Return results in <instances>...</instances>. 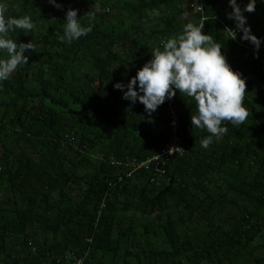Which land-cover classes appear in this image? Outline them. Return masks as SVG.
<instances>
[{
  "label": "trees",
  "instance_id": "obj_1",
  "mask_svg": "<svg viewBox=\"0 0 264 264\" xmlns=\"http://www.w3.org/2000/svg\"><path fill=\"white\" fill-rule=\"evenodd\" d=\"M7 3L9 16L29 15L37 28L10 33L35 51L0 82V264H61L86 250L89 264H264V0L244 13L258 53L228 0ZM97 5L90 33L61 39L69 9L88 26ZM187 22L204 23L245 78L250 115L238 127L224 121L228 132L205 149L209 133L191 124L195 101L177 90L189 152L164 177L140 171L116 183L111 159L154 155L170 120L167 99L149 116L113 85L127 84Z\"/></svg>",
  "mask_w": 264,
  "mask_h": 264
},
{
  "label": "clouds",
  "instance_id": "obj_2",
  "mask_svg": "<svg viewBox=\"0 0 264 264\" xmlns=\"http://www.w3.org/2000/svg\"><path fill=\"white\" fill-rule=\"evenodd\" d=\"M49 2L57 8L62 7L57 0ZM228 3L233 9L229 18L234 19L236 28L242 31L241 39L250 41L258 53L262 40L252 34L244 15L255 11L256 0H249L244 8L237 0H228ZM8 11L7 0H0V53H6L5 58H0V82L8 80L18 67L28 64L27 50L35 51L32 41L17 43L10 38V33L22 30L27 35L37 28V24L29 15L14 17L9 16ZM98 11L99 5L94 11L87 12L89 25L84 26L78 10L69 9L61 39L71 43L90 33L91 22ZM203 28L204 23H185L181 34L162 41V49L156 47L152 50V58L127 84L117 82L113 86L123 93V99L132 104L142 103L149 116L166 99L173 98L177 90L193 98L196 112L191 115V124L209 133L200 141L201 146L207 149L214 140L219 141L228 132V128L222 126L224 121L238 127L247 120L250 112L244 105L245 78L231 68L221 51V44L205 34ZM235 36L236 32L233 38Z\"/></svg>",
  "mask_w": 264,
  "mask_h": 264
},
{
  "label": "built area",
  "instance_id": "obj_3",
  "mask_svg": "<svg viewBox=\"0 0 264 264\" xmlns=\"http://www.w3.org/2000/svg\"><path fill=\"white\" fill-rule=\"evenodd\" d=\"M197 10L200 12L203 11L200 4L197 5ZM203 19L204 17L201 18V21ZM224 28L233 38V30L226 27ZM167 112L170 120L168 137L161 145L157 153L142 160L130 156H125L121 159H111L110 163L118 168V172L115 174L116 183H121L134 173L140 171L150 170L158 177H164L168 162L174 157H182L189 152L190 146L184 141L185 132L181 126V117L175 96L171 99H167ZM109 186H112V183H110ZM88 256L89 250H86L84 253L68 251L64 255L63 262H61V264H89L87 263Z\"/></svg>",
  "mask_w": 264,
  "mask_h": 264
},
{
  "label": "rangeland",
  "instance_id": "obj_4",
  "mask_svg": "<svg viewBox=\"0 0 264 264\" xmlns=\"http://www.w3.org/2000/svg\"><path fill=\"white\" fill-rule=\"evenodd\" d=\"M100 150H101V148L98 150V154H97V155H100V154H101V151H102V150H101V151H100ZM93 154H94V153H93ZM97 155H96V153H95V156H94V157H96Z\"/></svg>",
  "mask_w": 264,
  "mask_h": 264
}]
</instances>
